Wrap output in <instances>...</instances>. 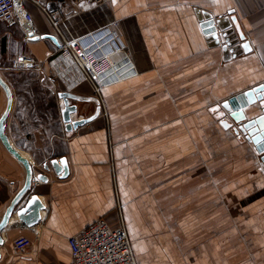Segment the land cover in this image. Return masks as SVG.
I'll list each match as a JSON object with an SVG mask.
<instances>
[{
  "label": "crops",
  "instance_id": "obj_1",
  "mask_svg": "<svg viewBox=\"0 0 264 264\" xmlns=\"http://www.w3.org/2000/svg\"><path fill=\"white\" fill-rule=\"evenodd\" d=\"M43 2L74 37L114 28L135 72L95 91L74 71L57 75L60 38L36 4L27 2L38 38L26 41L19 25L0 21V75L33 73L56 90L62 127L46 151L39 132L32 143L17 141L23 134L7 122L13 96L4 132L31 178L0 229V264H69L67 238L100 216L111 225L122 217L137 264H264V168L254 145L213 111L264 82V0ZM228 11L250 49L234 56L200 25ZM60 91L76 105L71 119L93 117L65 128ZM24 174L0 141V220ZM32 194L41 207L29 224L17 210Z\"/></svg>",
  "mask_w": 264,
  "mask_h": 264
},
{
  "label": "built area",
  "instance_id": "obj_2",
  "mask_svg": "<svg viewBox=\"0 0 264 264\" xmlns=\"http://www.w3.org/2000/svg\"><path fill=\"white\" fill-rule=\"evenodd\" d=\"M88 1L97 3L102 0ZM27 2L41 9L60 38L57 75L66 76L69 71H74L76 80H89L98 91L103 84L135 72L127 48L114 28L103 26L74 37L55 17V10L43 0H0V21L19 25L24 40L38 36ZM67 241L71 252L69 264H137L121 216L114 225L100 216L68 237Z\"/></svg>",
  "mask_w": 264,
  "mask_h": 264
},
{
  "label": "water",
  "instance_id": "obj_3",
  "mask_svg": "<svg viewBox=\"0 0 264 264\" xmlns=\"http://www.w3.org/2000/svg\"><path fill=\"white\" fill-rule=\"evenodd\" d=\"M201 27L206 35H209L214 42L222 44L223 51H228L230 55H236L242 51H247L244 45H248L245 39L244 33L239 27L237 17L230 11L222 16H217L216 18L207 15L202 22ZM35 36L33 38H38ZM40 37H47L54 41L56 38L51 34H43ZM249 48V45H248ZM227 54V53H226ZM264 82L256 84L250 88H247L236 95H231L228 98L219 101L214 106V115L219 120V123L223 127H232L233 131L239 136L244 137L247 141L254 145L257 153L259 154V159L261 165L264 168V89L261 88ZM0 87L2 88L5 95V107L0 114V141L2 142L5 149H7L19 162H21L25 168V181L20 190L15 194L13 199L10 201L7 209L5 210L1 220L0 229L5 224L8 214L11 212L13 206L20 199L21 195L27 190L31 178V168L29 162L24 156H22L11 143L8 141L7 136H5L4 126L5 119L10 111L12 105V91L8 83L0 75ZM58 95L62 97L63 108L61 109V117L64 122V126L67 129L75 128L78 125L84 124L86 121L90 120L93 116H88L79 119H71L70 113L76 110L75 104H70L68 101V96L70 93L67 91H60ZM227 105V107L225 106ZM235 113V115H233ZM227 125V126H226ZM259 141V143L257 142ZM60 162L66 168L65 157L59 158ZM56 160H52L56 170H59ZM44 168H47V164H43ZM41 207L38 198L35 194H32L30 199L17 210V215L22 220L29 219L30 223H33L38 218V209ZM27 213V214H25Z\"/></svg>",
  "mask_w": 264,
  "mask_h": 264
},
{
  "label": "rangeland",
  "instance_id": "obj_4",
  "mask_svg": "<svg viewBox=\"0 0 264 264\" xmlns=\"http://www.w3.org/2000/svg\"><path fill=\"white\" fill-rule=\"evenodd\" d=\"M13 91V108L8 116L7 122L10 124V131L13 135H22L28 144L34 140L31 134H37L40 149L46 151L50 143L56 144L60 139L53 136L52 133L62 131L61 120L56 119L54 98L56 90L41 86L33 78L35 74L19 73L7 71L2 73ZM5 105V95L0 87V113ZM52 135V136H51ZM60 142V141H59ZM59 144V143H58Z\"/></svg>",
  "mask_w": 264,
  "mask_h": 264
},
{
  "label": "snow or ice",
  "instance_id": "obj_5",
  "mask_svg": "<svg viewBox=\"0 0 264 264\" xmlns=\"http://www.w3.org/2000/svg\"><path fill=\"white\" fill-rule=\"evenodd\" d=\"M244 47H245L246 50H250L248 48V45H244ZM261 88L264 89V85H261ZM225 106L227 107V105H225ZM213 111H215V109ZM233 115H235V113H233ZM262 120H264V118H262ZM257 142L259 143V141H257ZM54 163H56V162H54ZM37 179H41V177H37ZM0 243H2V241H0Z\"/></svg>",
  "mask_w": 264,
  "mask_h": 264
}]
</instances>
